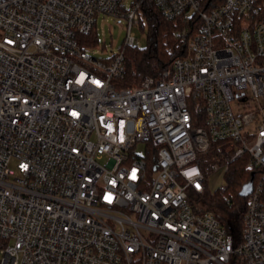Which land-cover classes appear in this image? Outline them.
<instances>
[{
    "label": "built area",
    "instance_id": "2783aa9c",
    "mask_svg": "<svg viewBox=\"0 0 264 264\" xmlns=\"http://www.w3.org/2000/svg\"><path fill=\"white\" fill-rule=\"evenodd\" d=\"M144 1L0 0V264H264V0H150L185 54L117 88ZM98 15L127 22L110 59L81 39ZM244 155L234 235L198 197Z\"/></svg>",
    "mask_w": 264,
    "mask_h": 264
},
{
    "label": "trees",
    "instance_id": "16d2710c",
    "mask_svg": "<svg viewBox=\"0 0 264 264\" xmlns=\"http://www.w3.org/2000/svg\"><path fill=\"white\" fill-rule=\"evenodd\" d=\"M225 1L204 0V6L209 3L208 9L220 7ZM141 10L143 16L139 26L142 30L145 27L148 29V45L146 48L125 49V73L123 77L114 81L117 88L138 86L145 76L159 77L163 71L172 67L177 58L185 54V43L177 35L185 25L174 26V21L163 17L154 2L150 0L142 3ZM193 30L194 32L198 30V22ZM81 39L85 46H94L97 42L96 31L82 36ZM219 145V141L213 142L208 153L201 157L200 163L202 162L203 167L223 162L218 154ZM253 173L256 176V172L249 167L248 156L244 155L230 164L225 174L226 187L222 193L220 190L214 193L207 191L198 197L202 202L201 210L215 213L221 223L234 235L241 230L247 203L246 198L240 196V191L251 180ZM227 197L235 202L234 206L231 207L226 203Z\"/></svg>",
    "mask_w": 264,
    "mask_h": 264
},
{
    "label": "rangeland",
    "instance_id": "374dc122",
    "mask_svg": "<svg viewBox=\"0 0 264 264\" xmlns=\"http://www.w3.org/2000/svg\"><path fill=\"white\" fill-rule=\"evenodd\" d=\"M133 0H127L126 5H130ZM129 6H127L128 8ZM185 25L183 20H179L174 23V26ZM97 42L92 49L89 50V54L99 59H110L115 52L120 51L123 48L125 38L127 36V22L125 20H119L117 18L105 15H98L97 25L95 28ZM133 32L137 40L142 43V48H146L148 45V29L144 30L140 26H134ZM97 52V53H95ZM136 151L139 154L144 152V145L138 144ZM101 164L106 165L108 158L104 157L99 161ZM14 168V164L12 165ZM208 187L211 193L219 191L222 193L223 188L226 187V178L223 171L214 172L208 178ZM1 260V254H0Z\"/></svg>",
    "mask_w": 264,
    "mask_h": 264
},
{
    "label": "water",
    "instance_id": "95a60500",
    "mask_svg": "<svg viewBox=\"0 0 264 264\" xmlns=\"http://www.w3.org/2000/svg\"><path fill=\"white\" fill-rule=\"evenodd\" d=\"M253 189V175H252V179L243 186L242 190L240 191V196L241 197H247Z\"/></svg>",
    "mask_w": 264,
    "mask_h": 264
}]
</instances>
